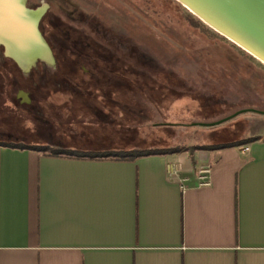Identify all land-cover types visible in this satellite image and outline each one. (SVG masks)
Masks as SVG:
<instances>
[{
	"label": "crops",
	"instance_id": "crops-1",
	"mask_svg": "<svg viewBox=\"0 0 264 264\" xmlns=\"http://www.w3.org/2000/svg\"><path fill=\"white\" fill-rule=\"evenodd\" d=\"M246 140L132 160L0 145V264H264V132Z\"/></svg>",
	"mask_w": 264,
	"mask_h": 264
},
{
	"label": "rangeland",
	"instance_id": "rangeland-1",
	"mask_svg": "<svg viewBox=\"0 0 264 264\" xmlns=\"http://www.w3.org/2000/svg\"><path fill=\"white\" fill-rule=\"evenodd\" d=\"M28 5L49 6L65 24L93 36L120 64L122 79L113 87L109 80L118 77L106 69L101 72L106 83L97 77L101 84L78 94L60 87L45 110L24 111L13 92L22 86L24 72L0 48V128L10 134L1 139L41 141L49 121L63 131L75 130L79 120L96 126L90 106L115 116L105 133L114 146L188 148L264 132V114L252 111L199 125L242 109L264 111V64L206 24L195 23L197 17L176 0H29ZM69 74L58 69V80H68Z\"/></svg>",
	"mask_w": 264,
	"mask_h": 264
},
{
	"label": "water",
	"instance_id": "water-1",
	"mask_svg": "<svg viewBox=\"0 0 264 264\" xmlns=\"http://www.w3.org/2000/svg\"><path fill=\"white\" fill-rule=\"evenodd\" d=\"M200 21L264 64V0H176ZM45 8H30L26 0H0V48L24 73L38 61L53 65L52 51L39 28ZM264 111L242 109L239 113ZM195 125V123L193 124Z\"/></svg>",
	"mask_w": 264,
	"mask_h": 264
},
{
	"label": "flooded vegetation",
	"instance_id": "flooded-vegetation-1",
	"mask_svg": "<svg viewBox=\"0 0 264 264\" xmlns=\"http://www.w3.org/2000/svg\"><path fill=\"white\" fill-rule=\"evenodd\" d=\"M28 2L29 0H26L27 6L33 8L28 5ZM39 28L41 32L43 31L42 33L52 51L54 64L49 65L38 61L27 73L21 74L23 84L13 88V92L14 100L24 111L34 108L45 110L46 106L51 104L53 95L57 94L60 87L70 90L73 94H78L80 89H86V87L89 89L90 86L101 84L96 83L99 82L96 81L97 77L106 83L107 77L101 75V72L106 69L110 72L121 70L120 64L119 66L116 65L117 61L113 55L108 53L106 48L97 44L93 40V36L84 34L75 27L65 24L57 15L50 12L49 6L45 7ZM112 64L117 69L110 70ZM14 65L16 64L14 63ZM60 68L70 70V75L67 76L68 80L66 78L61 79L62 81L58 80L57 73ZM79 73L84 78L88 77L87 80H78ZM48 83L49 86L47 87ZM44 87L47 88V92H43ZM42 105L45 106L42 107ZM48 126L45 138L51 139L57 129H55L52 121H49ZM4 131L0 128V135H10L8 131L7 133Z\"/></svg>",
	"mask_w": 264,
	"mask_h": 264
},
{
	"label": "trees",
	"instance_id": "trees-1",
	"mask_svg": "<svg viewBox=\"0 0 264 264\" xmlns=\"http://www.w3.org/2000/svg\"><path fill=\"white\" fill-rule=\"evenodd\" d=\"M192 15V14H191ZM194 17V16H193ZM195 23H200L204 25L198 18H196ZM111 75H117V80H109V83L113 87L120 86L121 70L115 72L111 71ZM70 75V74H69ZM114 76V77H115ZM85 78H80L79 80L84 81ZM108 79V78H107ZM110 79V78H109ZM129 82V81H128ZM90 89V88H89ZM91 92V90H89ZM92 115L98 120V124L93 126V123L86 122L82 120L75 122V130L72 127L67 128L66 131L59 129L54 131L53 137L51 139H42L41 141L33 140L29 142L24 141H8L0 138V145H8L15 148H25L41 151L51 155H63L68 157H79V158H113L119 160H132L137 157L153 155V154H166L175 153L182 150L193 151V150H211L214 148L224 147L226 145H233L237 141L228 142L226 144H196L188 148L183 147H165V148H144L141 146H127V145H110L106 142L107 135L106 129L108 123H112L115 120V116L103 113L101 109L95 108L93 106L89 107L88 110ZM111 118H110V117ZM72 126V125H71ZM66 129V128H64ZM104 129V130H103ZM73 130V131H72ZM59 131V132H58ZM69 131V132H68ZM2 136V135H0ZM258 139V137L249 138V140ZM237 143H243L238 141Z\"/></svg>",
	"mask_w": 264,
	"mask_h": 264
},
{
	"label": "built area",
	"instance_id": "built-area-1",
	"mask_svg": "<svg viewBox=\"0 0 264 264\" xmlns=\"http://www.w3.org/2000/svg\"><path fill=\"white\" fill-rule=\"evenodd\" d=\"M243 151H248L249 148L248 146H245ZM167 174L170 178L176 179L179 182H184L186 179L184 175L181 173L180 169L175 165V164H168L167 165ZM211 175V167L208 164L201 165L198 168L197 174H196V179H197V184L201 186H206L211 183L210 179Z\"/></svg>",
	"mask_w": 264,
	"mask_h": 264
}]
</instances>
